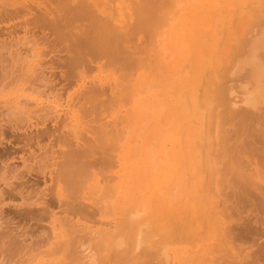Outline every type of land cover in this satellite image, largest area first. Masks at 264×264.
<instances>
[{
    "label": "rangeland",
    "instance_id": "obj_1",
    "mask_svg": "<svg viewBox=\"0 0 264 264\" xmlns=\"http://www.w3.org/2000/svg\"><path fill=\"white\" fill-rule=\"evenodd\" d=\"M7 1L11 2L10 0H0V4H1L0 5V62L2 59L5 60L3 56H5V55H6V57L10 56V53L11 52L13 53L15 50L16 51L20 50L19 52H21L20 53L21 55H23V54L26 55V53H28L29 55L32 53V55L30 56L31 57V60L29 61L30 64H29V66L25 65L24 66L25 69L17 67V66L15 68V66L11 65L12 63L10 62V60L7 59V61L10 62L8 64L11 65V67L8 66L9 68H11L10 70L7 67V71H9L8 74H6V76H4V70L3 71L0 70V77H2V78L5 77L0 82V88H2V90L0 91V128L2 127L1 128L2 131L0 129V132H2V134L0 133V153H6V155L8 154V157H9V158H5V156L0 157V170H1V172H0V174H1L0 175V186H1L0 189L2 188L3 191L4 190L6 191L9 188L8 185L5 184L6 182H8L6 180L8 178V180L10 182H13L15 184L19 183L23 187V192L26 195L31 190L32 191V192H30L31 196H33L37 193L38 195L36 194L35 196H33L34 198L35 197L37 198L41 195V194H39L42 192L41 190L44 189L42 192L43 197H50L51 198L52 197L51 194H53L54 192H56L58 190L56 184L52 183L53 181L55 182V178H54L55 176H53V175L55 173V169L58 168L57 162L63 158L62 156H60L61 153H58V154H56V153L62 152L65 149V145H62V143L60 144L59 142L56 143L55 137L57 135H60L61 131H62V134H64V133L66 135L69 134L70 131H68V129L70 127L73 128L76 125L77 126L76 129H74V128L73 129L76 131L80 130L81 133L82 132L84 133V132L88 131V128L92 127L91 125L100 126L99 125L100 123H104L106 121V123L108 122L109 127L106 126L108 128H106V127L105 128L109 129L111 127L110 129L115 130V132H113V135L114 136L120 135V137L122 139H121V141L119 140L117 142V146L119 145L121 148V149H119L120 151L118 150V148H119V146H118L113 152V155L115 156V158H114L115 163H113L114 165L111 167H107V168L101 167L102 169L100 168V170L103 173L100 170H98L99 172L98 173L95 172L96 175H91V177H88L86 183L84 184L85 186L83 185L84 189L82 188L83 189L82 195L84 196V198H82V199L80 198L79 201L82 202L83 204L84 203L86 204L91 215L86 217L88 220L85 218H83V220H82V218H79L78 220L80 223L76 222L79 225L78 227H76V230H75V228L72 229V228H69L68 226L67 227H65V226L61 227L62 225L59 226V223L56 222L52 217H49V218L45 217V218H43L44 220H42V222L39 220L35 221L32 219H30V220L24 219L22 214L19 212L23 213V211L27 207H25L26 205H23V204L21 206H19V203H21L22 200L19 197L15 199V197H17L19 194H16V193L14 194L13 190H11V192H10V188H9L7 190L8 193L9 194L12 193L11 195L15 196L12 200L8 201L7 195H6V198H5V196L1 195L3 197V200H4V198H5V200L4 201L0 200V205H2L1 206L2 209L0 208V218H2V219H0V238H1L0 239V264H10V263L11 264L12 263L13 264H60L61 262H62L61 264H73V263L74 264H79V263L84 264V262L87 263L88 260L90 262V263L88 262V264L93 263V260H95L93 264H105V263H107V262H105L107 260H108L107 264H110V263L114 264V262L116 264H127V263L128 264H136L138 262V260H139V262L137 264H140V262H141V264H161V262H159V261H162L163 264L165 263V261L167 264H247V263L251 264V261L253 262L252 264H264V250H262V249H264V248H262V247H264V214H262V213H264V210L258 211L260 209L258 204H257L258 205V208H257V206L255 207L254 205H251L248 202L239 204L236 202L235 199H234L235 203H232V202H234V201H232L233 198L228 197V195L226 196V194L225 195L222 194V191H221L222 188L220 187L221 185H224L222 180L224 181V179H225V181H227L231 177L232 174H230V173L228 174V172L233 173L232 168L233 167L236 168L235 164H233L234 166L232 168H230L231 170L229 169V166L226 167L227 166L226 162H225L226 164L223 163L225 165L224 166L225 168L222 167L223 166V164H222L221 175H225V176L224 177L220 176L224 179L220 178L222 180H219L218 182H220V183L222 182V183L219 186L220 183L217 182L218 185H215L216 184L215 181L211 180L212 178L205 175V172L203 171L204 162L201 161L204 158L203 157L204 154H205V157L206 156L210 157L209 155L211 153L218 151L219 144H220V146H219L220 150L224 151L221 143L223 144L224 141L230 142L234 139L233 140L234 144L239 143V145H240V143H241V146H242L241 149L239 148V145L237 146V148L240 152L244 146V149L242 150L243 153L238 152L239 154L237 153V155H240L241 158L243 156V158L246 159V161L247 160L249 161V166H247V167H248V169H250V171L254 175V176L252 175L251 179H252V181L255 180L256 183H259V185H258L259 187H255L256 190L258 188H260V190H261V192H257V193H262L259 196H264V151H261L262 149H260V146H262L261 145L262 142H258L256 140L255 143H252L253 145L249 146V145L245 144L244 142H241V141H243L244 138L238 137L239 132L237 133L238 135L237 134L233 135V133L230 129V128H232V125L227 124L228 125L227 126L225 124V122H226V120H224L225 118L223 117L224 118L223 119L220 116L221 114H223V112L220 113V115H219V111L221 112L222 110H224V104L219 103V102L223 101L221 95L223 94V92L225 93V90H223V92L220 90L223 89L224 87L221 86L222 87L221 88L219 86V88H218L219 91H217V88H215L216 85H220L222 83L221 85L224 84V86L226 87L225 88L226 92L228 90L230 91L231 87H232L231 90L235 91L233 93V95H235L237 92H239L238 91L239 87H236V86L237 85L240 86L238 83H240L241 76H237V78L239 79V82H238V79L236 78V76H233L231 74V70H232L231 66L234 63L233 59L235 58V56H236V58H238V56L240 55L238 52L241 50V47L239 44L240 41H242L241 39H245L246 38L245 35H249L248 33H251V31H252L251 29H253L252 26H254L253 23L256 22V20H257V19H253L255 12L253 13V11H251V10H253V8H254V11H255V9L257 8L256 9V12H257V10L264 8V5H262V3H264L262 1H264V0H178V1L168 0V3L165 0L163 5H162V8H164V9H162V10L166 11V12L168 10L170 12V18L171 19H168L169 24L167 23L165 25V23H164V25H161L162 28H161V26H160V28L156 27V30H154L155 28L151 31L149 29L148 30L146 29L147 33L150 31L149 33L151 34V36L149 35V33H148L149 36H146L147 33H145L146 31L143 30V31L139 32V34L137 33L138 35L133 36L132 37L133 39H131L132 41L130 40V42H129V45L131 43L133 46V47L131 46V48L136 49L135 47H138L137 48L138 51L133 50V49L132 50L136 51V53H139L140 56H142L141 53L144 50L146 51V52H143L144 54L142 53L144 56L147 53V55L145 57H143L144 60L148 56L146 59L147 61L145 60L146 61L145 65L137 70V72H136L137 76H134V79L130 82V87L131 86L135 87L137 90V93H138L136 96H134L135 101L132 99L133 97L129 98V100L131 101V106L129 103H125V102H124L125 104L124 103H115V104L109 105V106H108V104H106V107L112 106V107H110L111 110H108L110 108L106 109L105 106H102V108L100 107L103 110V112L101 109L98 110L99 111L98 114H97V110L95 111L96 115H99L100 112H102L99 115L100 117L98 116L99 118L98 117L95 118L96 115L94 114V112H92V113L90 112L89 113L90 116H89V114H88L89 111L83 112V113H82V111L81 112L75 111V109L74 108L72 109V107L70 105L73 101H70V100L74 99L73 97L75 95V91L77 93L82 88L81 86H83L86 83L85 81L88 82L92 78L100 79V80L104 79L103 80L104 82H105V79L107 82L109 80H112V82H114V79H116L117 81L116 80L115 81L117 83H120V82H118V79H120V78L119 77L116 78L117 75L115 73H117V72L110 70V69H112L110 66H109L110 69H108L109 67H107L106 65L104 66V68L102 67L103 70L101 72L100 70H98L99 68H96V65L97 64L99 65V63H97L98 61L97 62L95 61V63L93 62L95 67H94V65H92V63L90 64V68H92L91 70L88 69L90 72L88 70H86L87 69L86 68L84 70L82 69L83 72L81 70L80 74H78L79 73L78 71H77V73L73 72L70 74V76H71L70 81L71 82L74 83L76 80H78V81L76 82V84L74 83L73 85L69 86L66 89V91H64V93H63V90L60 91L63 93L62 94L63 98L59 99L60 101L55 99V98H50V99L47 98V94H43V93L39 94V93L35 92L33 87L36 86L34 84L39 83V81L36 79L39 75L41 76V74L39 72H42L44 70V68L48 65L47 63L49 62V60H48L49 57L53 58V59L55 58V57H53V55L55 54L54 52H55L56 48L59 47V49H61L63 45L60 47V45H61L60 43H57V44L55 43L56 45L59 44V46L58 47L55 46L53 48L55 50L53 52H51L53 50V49H50V48H52L51 47L52 45H50L51 40H49L51 37L47 36V34H44L46 32V30L44 31V33H42L43 31H41L39 26L33 24V22L29 23V21H28L31 19L33 14H35V10L37 13L38 12L37 10L40 9V6L43 7V4H42L43 2H41L42 0H20L23 3H19L20 6H19V4H18V6H17V4L15 5L16 7H18L19 10H17L18 11L17 13L14 12L13 15L3 14V12H4L3 9L5 7L6 8L9 7V9L12 8L9 5L7 6V4H8ZM95 1L98 2L99 5L103 9L107 5V10L110 13V15L112 16V14H113L115 16V18L120 22V24L123 23V21L126 19V15H125L126 13L125 12H126V10L128 11V9H129V6H127L128 9H126L127 3H129L130 6L132 5L131 6L132 8H133V6H135L132 2L133 0H130V1L127 0L126 3L123 2L124 0H120V1L119 0H95ZM112 1H113V3H112ZM121 1L123 2V4H121ZM172 1H175V2H172ZM187 1L188 2L190 1V2L188 3ZM185 3L186 4L188 3V4L185 5ZM3 4H5V5H3ZM39 4H40V6H39ZM245 4H247V5H245ZM23 5H26V6L28 5V7L27 8L21 7ZM33 5H35V6H33ZM131 7H130V9L132 10ZM33 8H36V9H33ZM181 8H184V9H181ZM174 9H175V11H174ZM213 9H214V11H213ZM212 11L214 12L213 14H211ZM173 13H174V15H173ZM217 13H219V14H217ZM124 15H125V17H124ZM172 15L175 17V19ZM255 15H256V13H255ZM247 16L250 17L251 19L248 18ZM249 20H251V21L254 20V22L253 21L251 22ZM251 24H252V26H251ZM32 26H33V28H32ZM248 27H249V30H251V31H248ZM250 27H252V28H250ZM243 29H245V31ZM246 31H248V32H246ZM240 32L244 38L241 36ZM242 32L243 33L246 32V33L243 34ZM32 33H33V35H32ZM218 33H220V34H218ZM25 35L29 39L31 38L30 36H32L33 39L31 38L29 40L28 38L23 37ZM205 35L207 37H205ZM236 35H238V36H236ZM21 36L23 38H21ZM39 36L43 37L44 39H42V38L40 39ZM203 36L205 39L203 38ZM148 37H151V38L148 39ZM190 37H191V39H189ZM143 39H145V40H143ZM146 39H148L149 42ZM151 39H153L155 42ZM234 39H235V41H234ZM237 39H240V40L238 41ZM40 40L42 42H40ZM43 40L46 43L45 42L43 43ZM203 40H204V42H203ZM48 41H50V43ZM46 44H47V46H46ZM48 44L50 46H48ZM62 44H64V43H62ZM190 44L193 47H189ZM53 45H54V43H53ZM150 45L152 47H149ZM64 46H66V45H64ZM227 46L228 47L231 46L229 48L230 49L232 48V49L229 51V48H227ZM18 47H20V48H18ZM29 47H31V48H29ZM145 47L148 50L144 49ZM195 47H197V49H195ZM17 48H18V50H17ZM28 48L31 50H29ZM140 49H142V50H140ZM151 49L152 50L155 49V50H153L154 52H152ZM233 49H235V51H238L235 55H234L235 52ZM47 51L49 53H44ZM56 52H59V50H57ZM61 52H63V51H61ZM151 53L154 55V59H152L153 56L150 55ZM154 53H158V54H154ZM28 54H27V56H28ZM38 54H40V55H38ZM46 54H48V55H46ZM56 54H59V53H56ZM156 55L158 56L157 57L158 59L156 58ZM221 56H222V59H221ZM159 58L161 59L160 61L164 63V67L166 66L165 69L163 68L164 69V70H162L163 72L160 71L162 68H161V64L159 63L160 62ZM226 58L228 60L230 59L229 61H231V62H228V60ZM231 58H232V60H231ZM151 59H152V61H150ZM154 60L156 62L158 61L159 65H160V70L156 69L157 71L159 70L158 72L156 71L157 75L159 73V79L157 78V81H156V78H154V77H153L154 80H151L152 76L155 75V73H153L154 74L153 75L151 71H155L154 68L155 67L157 68L156 65H158V64H156V62ZM236 60H235V62H236ZM7 61L5 64L6 66H7ZM43 62H46V63H43ZM147 62L148 63L150 62L151 65L154 62L155 64H153L152 66L154 67V65H155V67L153 68L149 64L150 67L153 69L148 68L149 65ZM43 65L45 66L44 68H43ZM147 65H148V67H147ZM229 65H230V71H228ZM35 68H36V71L34 70ZM145 68H146V70H145ZM147 68L149 70H151L150 75L152 74V76L147 75L149 73V72H147L148 71ZM12 69H15V71H13ZM57 69L61 70L60 72L62 74L59 73V70H57ZM11 70H12V73H11L12 75H10ZM46 70L47 69H45L44 71H46ZM52 70H54L53 72H54V74H56V77H54L55 79L62 78L61 77V75H63V72H62L63 68L62 67H61V69L59 67H57V68H53ZM225 70H227V72H224ZM48 71L50 74L51 73L50 69ZM55 71H57V72H55ZM112 71L115 73H113ZM176 71H178V72H176ZM13 72H14V74H13ZM174 72H176V73L174 74ZM208 73H210V74H208ZM222 73H223V75H222ZM118 74H120V73H118ZM173 74L175 75V77ZM218 74H219V76H218ZM146 76L147 77L149 76L150 78H147ZM169 76L171 78H169ZM207 76L210 78H208ZM215 76H217V78H214ZM12 77H14V78H12ZM39 77H38V79H39ZM79 77L81 79H78ZM145 77H146V79H144ZM211 77H212L213 81L211 80ZM222 77L224 80L222 79V81H221L220 78H222ZM206 78H208V80ZM229 78H231V80ZM233 78L237 79V82H235V79H233ZM26 79H28V80H26ZM185 79H187V80H185ZM217 79H219V81L216 84L214 82V80L216 81ZM141 80H143V81H141ZM144 80H145L146 84L144 83ZM158 80H159V82H158ZM83 81L85 83H83ZM242 81H243V79H242ZM107 82H105L106 85L109 84L111 86H115V85H112L111 81L108 83ZM116 82H114V84H117ZM161 82H163V83H161ZM168 82H170V83L166 84ZM177 82H179V83H177ZM211 82H212V84H211ZM82 83H83V85H81ZM131 83H134L135 86ZM137 83L139 86H136ZM153 83H155L156 85ZM159 83H161L162 86ZM3 84H4V86H3ZM158 84H159V86H158ZM165 84L173 86V88L170 86L165 87ZM213 84H214L213 88H215V89H213V88L212 89H213V91H215V93H214L215 95H213L212 90H210L211 87L213 86ZM231 84H233L234 86ZM1 86H3V87H1ZM155 86H157V87H155ZM58 87H60V85ZM79 87H80V89H79ZM143 87H144V89H143ZM167 87H169L170 89L169 88L167 89ZM31 88H32V91H31ZM155 89H156V91H155ZM163 90L165 92H163ZM182 90H184V91H182ZM168 91H169V93H167ZM209 92L210 93L212 92L211 95ZM171 93H172V95H171ZM179 93H181V94H179ZM194 93H195V97H194ZM216 93H218V94H216ZM220 93H222V94L220 95ZM162 94H164V96ZM167 94H168V96H167ZM227 94H228V92L226 94H224V95H226V98L229 96ZM184 96L186 98H184ZM192 96H193V99L191 98ZM202 96H204V98ZM219 97L221 100H219ZM229 97H233V96L230 95ZM217 98L219 101L217 100ZM172 99H173V102H172ZM163 100L165 101V104H164ZM184 100H185V102H184ZM196 100H197L198 104H195ZM62 101H63V103H62ZM181 101H182V104H180ZM200 101L202 103L199 104ZM262 101H264V96H260V97L258 96L256 98V102L259 103L258 104L259 107L264 105V102H262ZM166 102H168V103H166ZM151 103H152V105H151ZM160 103H162V104H160ZM122 104H124V105H122ZM148 104H149V106H148ZM186 104H188V105H186ZM192 104H195V105H192ZM49 105H53L55 107L56 111H50V109L48 108ZM198 105H200L201 107L200 108L197 107ZM177 106L178 107L181 106V107L178 108ZM186 106H187V109H185ZM118 107H120V108L117 111ZM160 107H161V109H160ZM174 107H176V108H174ZM239 107H242V106H239ZM173 108L175 111L173 110ZM18 109L20 111L22 110L21 115H20V113H19V115L17 114V116L15 114V116H14L15 118L11 115V118H10V115L8 114V113H10L9 111L13 110L15 112H18L17 111ZM105 109L107 111H105ZM148 109H150V110L148 111ZM73 110H74V112H73ZM122 110H124V111H122ZM216 110H218L217 111L218 117L223 119L224 122H222V120L220 118H218L216 115V117L219 119V120H217V118L215 117L216 112H214ZM13 111H11V113ZM108 111H109V113H108ZM77 112H79L77 115L80 117V120L82 119L81 121L86 120V123H85L86 126H85V124L81 125L79 123L81 121H79V119H78L79 117L76 115ZM179 112H181L183 114H181V116H179ZM47 113H48V117H46V121H44V125H40V124H42V123H39L40 116H44V114L47 115ZM80 113H82V114L80 115ZM130 113L132 116L130 115ZM91 114H93V115H91ZM175 114H177L178 116ZM67 115H69V116L67 117ZM145 115L147 117H145ZM19 116H21V119L23 118V122H21L22 123L21 125H23V128L15 129V127H13L11 125V121L14 122L15 120L13 121V119H16V117L18 118ZM105 116H107V117H105ZM172 116L178 117V121H177L176 117H175L176 118L175 119ZM12 117H13V119H12ZM76 117H78L77 120H75ZM131 118H132V120H131ZM87 119L89 120L88 122H87ZM104 119H106V120H104ZM108 119H109V121H108ZM122 119L124 121L126 120L129 124L126 121L124 122ZM98 120H99V122H98ZM34 121L36 124L34 123ZM60 121H61V123H60ZM84 121L82 123H84ZM115 121H117L118 124ZM215 121H217V125L218 124L220 125V123H222V124L224 123L225 124L224 126L225 127L227 126L226 128L228 129V131L226 132L227 129L226 128L224 129L225 132L228 133L227 135L224 134V130L221 131V128L222 129L224 128L223 126L222 127L218 126L220 128V130H218V132H217L218 127H217ZM218 121H220V123ZM251 121H253V119H251ZM37 123L39 124L38 126H37ZM67 123L70 125L67 126V128H66V126H64V125H66ZM226 123H228V122H226ZM28 124H30L31 126ZM254 124H255V122H254ZM34 125H36V126H34ZM117 126H119V127L121 126V127L120 128L118 127L119 129H117L116 128ZM162 126H163V128H162ZM214 126H215V129H214ZM257 126H259V123L257 124ZM260 126H261V124H260ZM209 127H210V129H209ZM228 127H230V128H228ZM42 128H44L48 131L41 133L43 131ZM204 129L206 130V132ZM116 130H117V132H116ZM208 130H209V132H208ZM36 131L39 133H37ZM164 131H165V133H164ZM219 131H221V132H219ZM88 132L91 133L90 131H88ZM88 132H86L87 135L85 133H84L85 135L83 133L81 134L80 132H77V133H78L79 137H81L83 135L87 138L89 135ZM137 132H138V134H137ZM46 133H48V135H45ZM192 133H194L196 136L193 135ZM218 133L221 135H219ZM34 134H36V135H34ZM65 134L63 136H66ZM158 134L161 137L158 136V138H157L155 136ZM212 134L214 137V138H212V140H214V142H213L214 144H210V145H213V147H209V145L207 144V141L205 143V140L207 139V137L209 135L212 136ZM217 134L220 137L224 134L223 137L225 139L222 142L217 141L215 138V136ZM230 134H231V136L233 135V137L235 135H237V138H236V136H235V138L231 137ZM73 135L74 134H72L71 136H73ZM113 135L111 134V142L113 141V137H114ZM131 135H132V137H131ZM162 135H165V136H162ZM228 135H229V137H228ZM83 136H82V139L85 138ZM201 136H203V137H201ZM218 136H217V139L219 138ZM225 136H227V138ZM67 138H69V137L67 136ZM198 138H200V139H198ZM229 138H231V140H229ZM109 139H110V137H109ZM239 139L240 140L242 139V140L240 141ZM152 140H153V142H152ZM161 140H163L164 142L161 143ZM200 140H201V142H198L199 144L198 143L196 144V142L200 141ZM218 140H220V138ZM109 142H107V140H106L105 144L108 145ZM201 143L202 144L204 143L205 145L203 144L201 147ZM215 144H217L218 146ZM215 146H217V149L215 148ZM46 147H47V149H46ZM48 147L49 148L51 147V149L57 151V152L51 154L52 156H55L52 159H49V155H50V152L53 150L48 149ZM205 147H207L208 150ZM250 147H251L250 151H252V153H250V151H249ZM38 148H41V150ZM210 148H212V150ZM135 149L136 150L138 149L139 151L138 150L135 151ZM59 150H61V151H59ZM253 150L255 152H253ZM45 151H46V155H48L47 157L45 156V154H43ZM132 151H133V153H132ZM213 155H215V153ZM260 155H261V157H260ZM181 157H182V160H184V161L180 160ZM213 157H215V156H213ZM40 158H41L42 163L43 162L46 163V161H47V164L48 163L50 164L52 162H56V163L55 164L53 163V165L51 164V167L49 166V168H46V166H45L44 170L46 169V171L43 170L44 173H42L40 171L38 172V170H33V169L29 173L28 172L25 173V166H27V164H29V163H33V166H34V163H35L34 161H36L37 163L41 162ZM196 158H197V160H196ZM47 159H49V160H47ZM155 160L158 161V163L155 162ZM192 160L193 161L195 160V161L193 162ZM4 163H8L10 165L12 163L13 166L16 165L17 171L14 170L12 172H9L8 170H6L7 171L6 172L3 169ZM157 166H158V168H157ZM103 169H105V170H103ZM223 169H225L224 173H226V174H223V171H222ZM228 169H229V171H228ZM21 170L23 172V174H21L22 176L20 174H19L20 177H18V175H12L13 173H18ZM47 170L48 171L51 170L53 172V175H50V172H48ZM153 170L154 171L157 170V171L154 172ZM158 170H160V171H158ZM95 171H97V169ZM248 171L249 170H247L246 172H248ZM152 172H154V173L152 174ZM202 172H204V175ZM158 173H159V175H158ZM143 174H144V176H143ZM200 174H201V176L203 175L205 177V179H204V177H200ZM248 174H249V172H248ZM104 175H106V177H104ZM227 175H229L230 177L227 178ZM13 176H17V178H15ZM51 176H53L52 177L54 179L53 181L50 179ZM4 177H5V179H4ZM91 179H93V180H91ZM103 180H105V181L103 182ZM25 181H26V183H25ZM255 181H254V183H255ZM110 182H111V184H110ZM113 183L116 185H119V188H120V191L117 193L116 197H114V200H111V203L109 205L110 207H112L111 211L114 214L110 213L111 211L108 210L110 207H108V206L105 207V209L108 208L106 213H105V212H103V211H105V210H103L105 205L102 206L103 207L102 208L101 205H103V204H100L101 202L99 203V201H100L99 197L101 196V194L99 195V191H100L101 187L105 188V189H106V187L107 188L112 187ZM23 184H25V185L23 186ZM114 184H113V186H114ZM53 185H54V187H52ZM106 185H110V186H106ZM218 186L221 188L220 190H219ZM253 186H257V185L254 184ZM48 187H49V189H48ZM224 187H225V185H224ZM224 187H223V189H224ZM38 189H39V191H38ZM193 189H195V190L193 191ZM50 190H53V192L50 193ZM216 190H219V191H216ZM224 191H226V190H224ZM224 191H223V193H225ZM257 191H259V190H257ZM32 193H34V194H32ZM44 193L47 195H45ZM3 194H4V192H3ZM57 194H59V193L57 192ZM54 195L55 194H53V197L51 200H56L55 203H57V200L59 197L57 198L56 195L55 196ZM95 195L97 196V198ZM102 195H104V194H102ZM222 196H224V197H222ZM124 198H127V199L130 198L131 202L133 201L132 205L136 206L137 208H140V206L143 204L142 209L140 208L141 209L140 211H143V212L145 211L143 213V218H149V217L151 219L153 218L152 220L150 219L151 221H153L154 219H158V222L160 223V224L157 223V226L159 225L158 228H156L158 231L155 228H152V229H155V231L154 230L153 231L155 233L157 232L158 235L162 234L160 236H156V237H158V239L160 237L162 238L165 236L168 239L170 238L169 240L166 239V237H165V239L163 238L164 240H162V239L158 240L156 237H154L153 242L156 238L157 242L160 241V243L158 242L157 247L155 245V247L151 248V249H150V247H152V246H150L148 248V250L150 249L149 251L146 250L147 248L145 249L148 252L149 256H148V254L146 255L143 252L144 249H142V250L140 249L141 254L143 252V255H141V256H140L139 250H136V251L132 250L133 252L130 251V253L138 252V256L136 255V258L135 257L133 258V254H132V256H131L132 259L129 258V255L127 254V252L125 254L126 256L121 255V257L117 253L118 258L119 257L120 258L128 257L126 260H125V258H124V260H122V259H116L115 258L116 257L115 252H117L118 249L115 250L114 247H113V249L115 251H112L113 250L112 248L111 249L109 248V251L106 250L108 248L104 249L106 244H107V247L112 245V242H110L111 244L109 243V246H108V242H106L107 238L108 237L110 238V236H108L107 238H104V239H106V240H104L106 243L104 241H102L103 240L102 238L106 236L105 230L109 231V229H110V231H109L110 233L107 232L108 235L109 234L111 235V233H112V235L115 234V232L113 233L112 228H113V224L115 223V221L118 220L120 215H122V213H123V212H121L122 208H120V206H121V203L123 202ZM262 198H264V197H260V199H262ZM14 199H15V201H14ZM60 199L62 200V197H60ZM159 199H161V201H159ZM167 199H168V201H167ZM164 200H166V201H164ZM39 201H42V199L40 198ZM93 201H94V203L97 202V205L99 206V208L95 207L97 205L93 204ZM160 202L163 204H160ZM261 202H260V204L264 205V199H262ZM135 203H137V204L135 205ZM13 204H14V206H13ZM15 204L16 205L18 204L17 207H15ZM57 204H59V203H57ZM244 204H245V207H242V205L244 206ZM42 205H43L42 203H36L33 206H30L29 209H33L34 211H38L39 209L42 208ZM22 206H24V207H22ZM89 206H91L90 209H89ZM93 206H94V208H98V209L101 208V210L96 209L97 210L96 211L93 208ZM238 206H240V207H238ZM252 206L254 207V209L252 208ZM260 207H261V205H260ZM61 208H63V207H58V206L54 207L53 211H57L56 216H61L64 214V213L59 212ZM15 210H17V212L20 215L17 214V212H15ZM33 210H31V211H33ZM249 210H251V211H249ZM254 210H255V212H254ZM91 212H93L94 216L92 215ZM107 212L110 213L109 216H108ZM256 212H257V214H256ZM259 212H261V213H259ZM14 213H16V215H14ZM5 214L6 215L8 214V215L6 216ZM11 214H12V216H10V218H9V215H11ZM64 215H66V214H64ZM254 215H255V217L257 216V219L254 217ZM19 216H22L21 219H19L20 218ZM12 217H14L15 219L14 218L11 219ZM75 219H74V221H75ZM238 219H239V221H238ZM85 222H86V224H84ZM169 223L174 225L173 227H170L173 230H174V228L177 229V227L179 225L180 226L183 225V232L186 233L185 235H188V236L183 235V239H182V236H174V238H173V235L171 234L173 232V230L171 231V233H169V231H170V228H169L170 224ZM184 223H185V225L188 224V226H184ZM245 223L247 224V226L249 228L252 226L250 228L251 230H247L248 227L246 226ZM249 223L251 226L249 225ZM80 224L82 226H84L82 229H81ZM244 225H245V227H244ZM85 226H86V229L88 228L86 231L84 230V232H86V233H84L82 231L83 229H85ZM89 226H90V229H89ZM233 226H234V228H233ZM184 227H186V229ZM227 227L229 230L224 229ZM229 227H231V228H229ZM242 227L245 229L246 232L243 231L244 229ZM166 228L167 229L169 228V230L166 231L167 230ZM187 228L189 229V231ZM236 228H238L237 230H239V229L240 230L237 231ZM252 228H253V230H252ZM4 229H6V230H4ZM181 229H182V226H181ZM66 230H67V232H66ZM179 230H180V228L178 230H174V231H179ZM76 231H78V232H76ZM102 231H104V232H102ZM249 231H251V232H249ZM56 232H57V234H56ZM92 232L94 234V235L92 234L93 237H92V235H90ZM95 232H97V233H95ZM154 232H152V233H154ZM183 232H182V234H184ZM235 232H237V233L235 234ZM243 232H244V234H243ZM103 233L105 235H103ZM155 233H154V235H155ZM167 233H169L168 236L164 235ZM246 234H247V236H246ZM1 235H4V236H1ZM88 235H89V237H88ZM154 235H152V236H154ZM190 235H192V236H190ZM240 236H242V237H240ZM22 237H23V239H22ZM70 237H71V239H70ZM81 237H82V239H81ZM111 237H113V236H111ZM171 237L173 238L174 241L171 239ZM236 237H238V238H236ZM96 238H97V240H96ZM109 238H108V241L113 240L112 238H110V239ZM179 239L181 241H179ZM98 240H101L102 242L98 241ZM166 240L168 242H166ZM65 241H67L68 243L70 242L69 244L70 245L72 244L71 246L72 247L74 246L73 248L74 249L76 248L77 251H76V249H75V251L71 250L70 249L71 246H68L69 244ZM2 242H4V243H2ZM10 242L12 244H10ZM61 242H62V244H61ZM7 243H9V244L7 245ZM24 243L26 246L24 245ZM29 243H31V244H29ZM163 243L165 245H163ZM168 243H170V245L171 244L172 245L169 246ZM21 244H23L24 247H22L23 245H21ZM93 244H95V245H93ZM102 244H104V247ZM155 244H156V242H155ZM11 245H12V247H11ZM28 245H29V247H28ZM33 246L35 247V249L32 248ZM64 246H65V248H64ZM94 246L96 248L98 247V249H95ZM112 246H110V247H112ZM21 248H22V250H21ZM56 248H58L57 251L55 250ZM79 248L81 249V251H83L82 249L86 248L85 252H87V256L89 254H90V256L86 257V253L80 254L81 251L79 250ZM93 248H94L95 252H94ZM100 248H101V251H100ZM155 248H157V251H155V252H159L161 258L159 257V254H156L155 252H153L154 250H156ZM152 249H154V250H152ZM19 250H20V253H19ZM78 250H79V253H78ZM165 250H167V252ZM66 251H68V252H66ZM71 251L76 252V253L72 254ZM164 251L167 253V256L165 255L166 258H164L165 257ZM149 252H151V253H149ZM6 253H8V254H6ZM70 253H71V255H70ZM113 253H115V254L113 255ZM153 253L156 254V256ZM5 254H6V256H5ZM36 254H37V256H36ZM74 254H75V258H74ZM76 254H78V255H76ZM67 255H69L70 257L72 256L73 260H72V257L69 258V256H67ZM79 255H81V256L83 255V256L81 257ZM110 255H111V257H110ZM27 257H29V258H27ZM90 257H92L91 261L89 259ZM156 257L159 261L156 259ZM85 258H88V259H85ZM136 259H137V261H136ZM100 260H103V261H101L102 263L100 262ZM109 260L111 261L110 263H109ZM119 260H121V263ZM144 260L146 261V263ZM195 260H196V262H195ZM81 261H83V262H81ZM157 262H159V263H157Z\"/></svg>",
    "mask_w": 264,
    "mask_h": 264
},
{
    "label": "bare ground",
    "instance_id": "obj_2",
    "mask_svg": "<svg viewBox=\"0 0 264 264\" xmlns=\"http://www.w3.org/2000/svg\"><path fill=\"white\" fill-rule=\"evenodd\" d=\"M11 2H9V1H7L8 2V4H7V6L9 5L10 7H12L11 9H9V7L8 8H4L3 9V14H7V15H13L14 14V12L15 13H17L18 11L17 10H19L18 9V7H16L15 5L17 4V6H18V4L19 3H23V2H21L20 0H10ZM120 1V0H119ZM126 1L127 0H124L123 2L124 3H126ZM130 1V0H129ZM135 1V2H134ZM164 1L165 0H133L132 2H133V4L135 5V6H133V8L130 6V4L129 3H127V5H126V7L127 6H129V9H128V7L126 8V9H128V11L126 10V19L123 21V23H121L120 24V22L115 18V16L112 14V16L110 15V13L108 12V10H107V5H106V7L103 9L100 5H99V3L98 2H96L95 0H42L41 2H43L42 4H43V7H41L40 6V4H39V6H40V9H38L37 11V13H36V10H35V14H33V16L31 17V19L30 20H28L29 21V23L30 22H33V24H35V25H37V26H39V28L41 29V31H43L42 33H44V31L46 30V32L44 33V34H47V36H49V37H51L49 40H51V43H50V41H48L49 43H50V45H52L51 47L52 48H50V49H53L55 46H59V44L58 45H56L57 43H60L61 45H60V47L63 45H66V46H62V50L61 49H59V47L58 48H56V50L55 49H53L51 52H53L54 50H55V54L53 55V57H55L54 59L53 58H48V60H49V62L47 63L48 65L45 67L44 65H43V68H44V70L45 69H47L46 71H42V72H39L40 74H41V76L39 77V79H38V77L36 78L38 81H39V83H37V84H34V85H36L35 87H33L34 88V91L35 92H37V93H43V94H47V98H55V99H57V100H59V99H61V98H63L62 96V94L64 93V91H66V89L69 87V86H71V85H73L74 83L76 84V82L78 81V80H74L75 82L73 83V82H71L70 81V78H71V76H70V74L71 73H77V71L79 72L78 74H80V71L83 69H86V70H88V69H92V68H90V64L92 63V65H94L93 64V62L95 63V61L97 62V63H99V65L97 64L96 65V68H99L98 70H100L101 72H102V70H103V68H104V66L106 65L107 67H111L112 69H110V67L108 68V69H110V70H113V71H116L117 73H115V72H113V73H115L117 76H116V78L117 77H119L120 79H118V82H120V83H117L116 81V79H114V82H116L117 84H114V82H112V80H109L108 82H112V85H115V86H111V85H109V84H107L106 85V83L105 82H107L106 81V79H105V82L101 79H95V78H92V79H90L88 82L87 81H83V83H85L84 85H83V83L81 84V85H83V86H81L82 88L80 89V87H79V91L76 93V91H75V95H74V99L73 100H70V101H73L70 105H71V107H72V109L74 108L75 109V111H79V112H81L82 111V113L83 112H88V114L91 112H94V114L96 113L95 111L97 110V114H98V110H100L101 108H102V106H105L106 107V104H108V106L109 105H113V104H115V103H129L130 104V106H131V101L129 100V98L130 97H133L132 99L135 101V98H134V96H136L138 93H137V90H136V88L135 87H133V86H131L130 87V82L134 79V76H137L136 75V72H137V70L139 69V68H141L142 66H144L145 65V62L147 61L146 59H147V57H146V61L144 60V58L143 57H145L146 55H147V53L145 54V56L143 55L144 53L143 52H146L145 50L141 53V55L142 56H140L139 55V53H136V51H133V50H137V48L138 47H135L136 49H134V48H131V46H132V44L130 43V45H129V42H130V40L131 39H133L132 37L133 36H136V35H138L139 34V32H141V31H146V29L148 30H153L154 28V30H156V27L157 28H160V26L161 25H164V23H165V25L168 23L169 24V22H168V19H171L170 18V12L167 10V12L166 11H163L162 9H164V8H162V5H163V3H164ZM175 1H178V0H175ZM175 1H172V2H175ZM2 2V1H1ZM6 2V1H5ZM4 2V3H5ZM101 2V1H100ZM123 2L121 1V4H123ZM166 2L168 3V0H166ZM188 2V1H187ZM190 2V1H189ZM188 2V3H189ZM262 2H264V1H262ZM3 3V2H2ZM105 3V2H104ZM112 3H113V1H112ZM187 3V4H188ZM186 3H185V5H187ZM1 5V4H0ZM3 5H5V4H3ZM22 5V4H21ZM29 5V4H28ZM28 5L26 6V5H23V6H21V7H24V8H27L28 7ZM109 5V4H108ZM168 5V4H167ZM172 5V4H171ZM245 5H247V4H245ZM252 5V4H251ZM250 5V6H251ZM262 5H264V3H262ZM19 6H20V4H19ZM33 6H35V5H33ZM49 6V7H48ZM169 6V5H168ZM249 6V7H250ZM47 7V8H46ZM109 7V6H108ZM130 7L132 8V10L130 9ZM167 7V6H166ZM190 7V6H189ZM188 7V8H189ZM245 7V6H244ZM32 8V7H31ZM30 8V9H31ZM247 8V7H246ZM33 9H36V8H33ZM170 9V8H169ZM181 9H184V8H181ZM212 9V8H211ZM248 9V8H247ZM252 9V8H251ZM257 9V8H256ZM256 9H255V11H254V8H253V10H251V11H253V13L255 12L256 13V15H255V13H254V16H253V19H257L256 20V22H254V20H252L254 23H253V25L254 26H252V24H251V26L253 27V29H251V30H249V27H248V31H251V33H248L249 35H245V39H241L242 41H240V47H241V50L238 52V51H235V49H233L234 50V55L238 52L240 55L238 56V58H236V56H235V58L237 59H233V64H232V70H231V74L233 75V76H236V78H237V76H241V79H240V83H238L240 86H236V87H239V92H237L235 95H233V93L235 92L234 90H231L232 89V87H231V89H230V91L228 90L227 92H228V94L227 95H232L233 97H227L226 98V95H224V94H226L227 92H226V87L224 86V84L223 85H216L217 84V82L219 81V79H217L216 81L214 80V82L216 83H214L216 86H215V88H217V91H219V86L221 87H224L223 89H221L220 91H222L223 92V90H225V93L223 92V94L222 93H220V95L222 96V100L224 101H221V102H219V103H221V104H224V110H222L221 112L219 111V115H220V113H222L223 112V114H221L220 116L224 119V120H226V122H228V123H226L225 122V124L227 125H229V124H231L232 125V128H230V127H228V128H230L231 129V131H232V133H233V135L234 134H237L238 132H239V135H238V137H243L242 139H243V141H241L240 139V141L241 142H244L245 144H247V145H249V146H251V145H253L252 143H255L256 142V140L258 141V142H262V146H260V149H262L261 151H264V105H262L261 107H259V103L258 102H256V98L259 96H264V8H262V9H260V10H257V12H256ZM173 10V9H172ZM177 10V9H176ZM204 10V9H203ZM246 10V9H245ZM250 10V9H249ZM248 10V11H249ZM114 11V10H113ZM125 11V10H124ZM174 11H175V9H174ZM173 11V12H174ZM213 11H214V9H213ZM212 11V13L211 14H213L214 12ZM247 11V12H248ZM31 13V12H30ZM33 13V12H32ZM206 13V12H205ZM252 13V12H251ZM116 14V13H115ZM217 14H219V13H217ZM125 15H124V17H125ZM173 15H174V13H173ZM172 15V16H173ZM176 15V14H175ZM247 15V14H246ZM249 16V15H248ZM247 16V17H248ZM252 16V15H251ZM174 17V16H173ZM197 18V17H196ZM218 18V17H217ZM248 18H250V17H248ZM174 19H175V17H174ZM215 19V18H214ZM251 19V18H250ZM183 20V19H182ZM248 20V19H247ZM246 20V21H247ZM249 21H251V20H249ZM251 21V22H252ZM250 22V23H251ZM28 23V22H27ZM219 23V22H218ZM197 24V23H196ZM216 24V23H215ZM246 24V23H245ZM248 24V23H247ZM241 25V24H240ZM249 25V24H248ZM36 26V27H37ZM35 27V26H34ZM247 27V26H246ZM252 27H250V28H252ZM32 28H33V26H32ZM161 28H162V26H161ZM243 28V27H242ZM245 28V27H244ZM241 29V28H240ZM244 31H245V29H243ZM247 30V29H246ZM19 31V30H18ZM37 31V30H36ZM149 31V32H150ZM207 31V30H206ZM248 31H246V32H248ZM148 32V33H149ZM156 32V31H155ZM245 32V33H246ZM41 33V32H40ZM39 33V34H40ZM41 33V34H42ZM138 33V34H137ZM145 33H147V31L145 32ZM144 33V34H145ZM148 33H147V35L146 36H151V34L149 33V35H148ZM243 33V32H242ZM245 33H243V34H245ZM28 34V33H27ZM43 34V35H44ZM168 34V33H167ZM166 34V35H167ZM218 34H220V33H218ZM240 34H241V32H240ZM30 35V34H29ZM32 35H33V33H32ZM42 35V36H43ZM38 36V35H37ZM195 36V35H194ZM236 36H238V35H236ZM241 36H242V34H241ZM23 37H26V35L25 36H23ZM22 36H21V38H23ZM31 38H32V36H30ZM36 37V36H35ZM44 37V36H43ZM43 37H40L39 36V38L41 39H44ZM193 37V36H192ZM205 37H207L206 35H205ZM243 37V36H242ZM26 38H28V37H26ZM25 38V39H26ZM30 38V39H31ZM38 38V37H37ZM38 38V39H39ZM47 38V37H46ZM45 38V39H46ZM147 38V37H146ZM149 38H151V37H148V39ZM154 38V37H153ZM203 38H204V36H203ZM233 38V37H232ZM238 38V37H237ZM244 38V37H243ZM29 39V38H28ZM29 39V40H30ZM33 39V38H32ZM37 39V40H38ZM137 39V38H136ZM148 39H146L148 42H149V40ZM189 39H191V37L189 38ZM205 39V38H204ZM22 40V39H21ZM36 40V39H35ZM143 40H145V39H143ZM151 40H153V39H151ZM238 41L240 40V39H237ZM19 41V40H18ZM23 41V40H22ZM32 41V40H31ZM47 41V40H46ZM132 41V40H131ZM142 41V40H141ZM154 41V40H153ZM207 41V40H206ZM234 41H235V39H234ZM17 42V41H16ZM25 42V41H24ZM23 42V43H24ZM28 42V41H27ZM40 42H42L41 40H40ZM45 41L43 40V43H44ZM155 42V41H154ZM162 42V41H161ZM203 42H204V40H203ZM30 43V42H29ZM28 43V44H29ZM33 43V42H32ZM46 43V42H45ZM53 43H54V45H53ZM56 43V44H55ZM62 43H64V44H62ZM151 43V42H150ZM149 43V44H150ZM27 44V43H26ZM34 44V43H33ZM40 44V43H39ZM232 44V43H231ZM242 44V45H241ZM24 45V44H23ZM49 44H48V46H50ZM141 45V44H140ZM144 45V44H143ZM234 45V44H233ZM30 46V45H29ZM46 46H47V44H46ZM155 46V45H154ZM232 46V45H231ZM231 46H229V47H231ZM238 46V45H237ZM133 47V46H132ZM144 47V46H143ZM149 47H152L151 45L149 46ZM189 47H193V46H191V44H190V46ZM228 46H227V48H229ZM236 47V46H235ZM234 47V48H235ZM18 48H20V47H18ZM18 48H17V50H18ZM29 48H31V47H29ZM28 48V49H29ZM33 48V47H32ZM140 48V47H139ZM24 49V48H23ZM133 49V50H132ZM144 49H146V47L144 48ZM158 49V48H157ZM195 49H197V47H195ZM232 49V48H231ZM230 48H229V51L231 50ZM237 49V48H236ZM29 50H31V49H29ZM44 50V49H43ZM57 50H59V52H56ZM140 50H142V49H140ZM146 50H148V49H146ZM152 50V49H151ZM153 50H155V49H153ZM152 50V52H154ZM238 50V49H237ZM11 51V50H10ZM20 50H18V51H14L13 53L11 52H9L10 53V56H7L6 57V55L5 56H3L4 57V59L5 60H1V62H0V70L1 71H3L4 70V76H6V74H8V72L9 71H7V67L8 66H10L11 67V65L12 66H15V68H16V66L17 67H20V68H24V66L25 65H27V66H29V64H30V60H31V55H32V53L29 55L28 53H26V55L25 54H23V55H21L20 53L21 52H19ZM61 51H63V52H61ZM138 51V50H137ZM193 51V50H192ZM17 52V53H16ZM28 52V51H27ZM62 54H61V53ZM232 52V51H231ZM23 53V52H22ZM42 53V52H41ZM44 53H49L48 51L47 52H44ZM43 53V54H44ZM56 53H59V54H56ZM229 53V52H228ZM12 54V55H11ZM27 54H28V56H27ZM53 54V53H52ZM154 54H158V53H154ZM38 55H40V54H38ZM46 55H48V54H46ZM150 55H152L153 56V58L152 59H154V55L151 53ZM229 55V54H228ZM233 55V56H234ZM13 56V57H12ZM50 56V55H49ZM151 56V57H152ZM227 56V55H226ZM9 57V58H8ZM158 56L156 55V58H157ZM228 57V56H227ZM155 58V59H156ZM7 59L8 60H10V62L12 63L11 65L10 64H8V63H10L9 61H7ZM33 59V58H32ZM152 59L150 60V61H152ZM158 59V58H157ZM184 59V58H183ZM182 59V60H183ZM221 59H222V56H221ZM227 59V58H226ZM225 59V60H226ZM149 60V59H148ZM161 59L159 58V61H160ZM181 60V61H182ZM228 60V59H227ZM230 60V59H229ZM228 60V62H231V61H229ZM231 60H232V58H231ZM235 60H236V62H235ZM6 61H7V66L5 65L6 64ZM43 61V60H42ZM155 61V60H154ZM166 61V60H165ZM3 62V63H2ZM5 62V63H4ZM41 62V61H40ZM156 62V61H155ZM180 62V61H179ZM227 62V63H228ZM20 65H19V64ZM43 63H46V62H43ZM42 63V64H43ZM148 63V62H147ZM159 63L161 64V70H160V65H159ZM158 63V61L156 62V64H158V65H156L157 66V68L155 67V65H154V67L152 66L153 64H155L154 62L152 63V65H151V63L149 62L148 63V65L150 64L153 68H154V70L155 71H151V70H149L148 68H151L150 67V65H149V67H148V65H147V72H149L147 75H149V76H152V74L153 73H155V75L154 76H152V78L154 77V78H156V81H157V78L159 79V73H158V75L156 74V69H159L160 71H162V70H164L165 69V67H164V63L163 62H159ZM222 64V63H221ZM19 65V66H18ZM225 65V64H224ZM183 66V65H182ZM223 66V65H222ZM57 67H59L60 69H61V67L63 68V70H62V72H63V75H61V77L62 78H60V79H55L54 77H56V74H54V70H52L53 68H57ZM94 67H95V65H94ZM103 67V68H102ZM159 67V68H158ZM227 67V66H226ZM37 68V67H36ZM36 68L34 69L35 71H36ZM102 68V69H101ZM153 68H151V69H153ZM164 68V69H163ZM8 69L10 70L11 68H9L8 67ZM25 69V68H24ZM50 69V74H49V70ZM167 69V68H166ZM226 69V68H225ZM13 71H15V69H12ZM12 70H11V72H10V75H12L11 73H12ZM56 70V69H55ZM57 70H59V69H57ZM83 70H82V72H83ZM106 70V69H105ZM145 70H146V68H145ZM158 70V71H159ZM180 70V69H179ZM222 70V69H221ZM18 71V70H17ZM20 71V70H19ZM61 70H59V73H61L60 72ZM89 71V70H88ZM150 71L152 72V74L150 75ZM157 71V72H158ZM166 71V70H165ZM170 71V70H169ZM168 71V72H169ZM228 71H230V65H229V70ZM46 72V73H45ZM55 72H57V71H55ZM86 72V71H85ZM90 72V71H89ZM163 72V71H162ZM176 72H178V71H176ZM176 72H174V74L176 73ZM224 72H227V70H225ZM3 73V72H2ZM21 73V72H20ZM19 73V74H20ZM38 73V72H37ZM111 73V72H110ZM118 73H120V74H118ZM13 74H14V72H13ZM16 74V73H15ZM18 74V73H17ZM58 74V73H57ZM62 74V73H61ZM77 74V75H78ZM112 74V73H111ZM144 74V73H143ZM142 74V75H143ZM164 74V73H163ZM173 74V75H174ZM184 74V73H183ZM208 74H210V73H208ZM76 75V74H75ZM86 75V74H85ZM113 75V74H112ZM170 75V74H169ZM172 75V74H171ZM222 75H223V73H222ZM9 76V75H8ZM7 76V77H8ZM87 76V75H86ZM85 76V77H86ZM144 76V75H143ZM147 77V78H150V77ZM161 76V75H160ZM163 76V75H162ZM183 76V75H182ZM209 76V75H208ZM207 76V77H208ZM218 76H219V74H218ZM227 76V75H226ZM10 77V76H9ZM88 77V76H87ZM100 77V76H99ZM112 77V76H111ZM133 77V78H132ZM146 77L144 78V79H146ZM168 77V76H167ZM174 77H175V75H174ZM225 77V76H224ZM228 77V76H227ZM2 77H0V82H1V80H3L5 77H3L2 79H1ZM12 78H14V77H12ZM11 78V79H12ZM28 78V77H27ZM35 78V77H34ZM101 78V77H100ZM113 78V77H112ZM115 78V77H114ZM151 78V80H154V78L152 79ZM164 78V77H163ZM169 78H171L170 76H169ZM187 78V77H186ZM208 78H210V77H208ZM208 78H206L207 80H208ZM214 78H217V76H215ZM219 78V77H218ZM232 78V77H231ZM231 78H229L230 80H231ZM35 79V80H36ZM78 79H81L80 77L78 78ZM83 79V78H82ZM162 79V78H161ZM160 79V80H161ZM221 79V81H222V79H223V77L222 78H220ZM233 79H235V78H233ZM232 79V80H233ZM238 79V78H237ZM237 79H235V82H237ZM242 79H243V81H242ZM8 80V79H7ZM26 80H28V79H26ZM34 80V81H35ZM116 80V81H115ZM126 80V81H125ZM168 80V79H167ZM172 80V79H171ZM170 80V81H171ZM185 80H187V79H185ZM184 80V81H185ZM211 80H212V77H211ZM224 80V79H223ZM140 81V80H139ZM141 81H143V80H141ZM155 81V82H156ZM164 81V80H163ZM176 81V80H175ZM213 81V80H212ZM220 81V82H221ZM107 82V83H108ZM149 82V81H148ZM147 82V83H148ZM153 82V81H152ZM158 82H159V80H158ZM172 82V81H171ZM234 82V81H233ZM238 82H239V79H238ZM51 83V84H50ZM144 83H145V80H144ZM161 83H163V82H161ZM161 83H159L160 85H161ZM170 82H168V83H166V84H169ZM173 83V82H172ZM177 83H179V82H177ZM228 83V82H227ZM131 84H133L134 85V83H131ZM143 84V83H142ZM146 84V83H145ZM144 84V85H145ZM149 84V83H148ZM147 84V85H148ZM153 84H155V83H153ZM159 84H158V86H159ZM165 84V87L166 86H170V85H166ZM176 84V83H175ZM191 84V83H190ZM195 84V83H194ZM211 84H212V82H211ZM214 84H213V86L211 87V89L210 90H212V94L213 95H215L214 93H215V91H213V89H215V88H213L214 87ZM219 84V83H218ZM235 84V83H234ZM33 85V86H34ZM60 85V87H58ZM156 85V84H155ZM185 85V84H184ZM231 85H233V84H231ZM3 86H4V84H3ZM3 86H1V87H3ZM107 88H106V87ZM135 86V85H134ZM136 86H139L138 85V83H137V85ZM162 86V85H161ZM191 86V85H190ZM234 86V85H233ZM117 87V88H116ZM155 87H157V86H155ZM170 87H172L173 88V86H170ZM235 87V88H236ZM47 88V89H46ZM150 88V87H149ZM164 88V87H163ZM169 87H167V89H168ZM171 88V89H172ZM194 88V87H193ZM213 88V89H212ZM46 89V90H45ZM131 89V90H130ZM143 89H144V87H143ZM142 89V90H143ZM170 89V88H169ZM176 89V88H175ZM2 90V88H0V91ZM63 90V93L62 92H60V91H62ZM77 90V89H76ZM147 90V89H146ZM194 90V89H193ZM31 91H32V88H31ZM155 91H156V89H155ZM182 91H184V90H182ZM181 91V92H182ZM139 92V91H138ZM160 92V91H159ZM163 92H165L164 90H163ZM162 93V92H161ZM167 93H169V91L167 92ZM210 93V92H209ZM211 93H210V95H211ZM74 94V93H73ZM159 94V93H158ZM179 94H181V93H179ZM216 94H218V93H216ZM163 96H164V94H162ZM171 95H172V93H171ZM170 95V96H171ZM175 95V94H174ZM157 96V95H156ZM167 96H168V94H167ZM177 96V95H176ZM217 96V95H216ZM194 97H195V93H194ZM203 98H204V96H202ZM46 98V99H47ZM184 98H186L185 96H184ZM192 99H193V96L191 97ZM165 99V98H164ZM174 99V98H173ZM173 99H172V102H173ZM183 99V98H182ZM196 99V98H195ZM194 99V100H195ZM127 100V101H126ZM129 100V101H128ZM198 100V99H197ZM197 100H196V102H195V104H198L197 103ZM217 100H218V98H217ZM219 100H221L220 99V97H219ZM218 100V101H219ZM50 101V100H49ZM60 101V100H59ZM164 101V100H163ZM187 101V100H186ZM191 101V100H190ZM155 102V101H154ZM153 102V103H154ZM177 102V101H176ZM184 102H185V100H184ZM262 102H264V101H262ZM62 103H63V101H62ZM70 103V102H69ZM124 103V104H125ZM166 103H168V102H166ZM175 103V102H174ZM180 103V102H179ZM200 103H202L201 101L199 102V104ZM218 103V104H219ZM50 104V103H49ZM67 104V103H66ZM79 104V105H78ZM124 104H122V105H124ZM160 104H162V103H160ZM164 104H165V101H164ZM180 104H182V101H181V103ZM195 104H192V105H195ZM117 105V104H116ZM151 105H152V103H151ZM150 105V106H151ZM156 105V104H155ZM154 105V106H155ZM171 105V104H170ZM186 105H188V104H186ZM190 105V104H189ZM202 105V104H201ZM115 106V105H114ZM148 106H149V104H148ZM160 106V105H159ZM179 106V105H178ZM177 106V107H178ZM182 106V105H181ZM180 106V107H181ZM203 106V105H202ZM239 106H242V107H239ZM77 107V108H76ZM101 107V108H100ZM110 107H112V106H110ZM110 107H106V109L107 108H110ZM117 107V106H116ZM126 107V106H125ZM180 107H178V108H180ZM185 107V106H184ZM197 107H201L200 105H198ZM220 107V106H219ZM48 108L50 109V111H56V109H55V107L53 106V105H49L48 106ZM120 107H118L117 108V111H118V109H119ZM130 108V107H129ZM172 108V107H171ZM174 108H176V107H174ZM174 108H173V110H174ZM105 109V111H107ZM122 109V108H121ZM120 109V110H121ZM128 109V108H127ZM160 109H161V107H160ZM182 109V108H181ZM185 109H187V106H186V108ZM102 110V109H101ZM108 110H111V108L110 109H108ZM150 109H148V111H149ZM193 110V109H192ZM198 110V109H197ZM11 111H13V110H11ZM11 111H9L10 113H8L9 115H10V118H11V115L14 117L15 116V114H16V116H17V114L19 115V113H20V115H21V111L18 109L17 111L18 112H15V111H13L12 113H11ZM104 111V112H105ZM122 111H124V110H122ZM128 111V110H127ZM175 111V110H174ZM185 111V110H184ZM196 111V110H195ZM217 111L218 110H216V111H214V112H216L217 113ZM73 112H74V110H73ZM72 112V113H73ZM79 112H77L76 113V115L79 113ZM102 112H103V110H102ZM102 112H100V114L102 113ZM115 112V111H114ZM113 112V113H114ZM129 112V111H128ZM71 113V114H72ZM82 113H80V115L82 114ZM108 113H109V111H108ZM111 113V112H110ZM121 113V112H120ZM174 113V112H173ZM178 113V112H177ZM215 113V117H216V115H217V117H218V113L216 114ZM86 114V113H85ZM99 114V115H100ZM181 114H183V113H181V112H179V116H181ZM23 115V114H22ZM66 115V114H65ZM91 115H93V114H91ZM96 115V114H95ZM99 115H96L95 116V118L96 117H98ZM130 115H131V113H130ZM172 115V114H171ZM170 115V116H171ZM175 115H177V114H175ZM51 116V115H50ZM69 115H67V117H68ZM78 116V115H77ZM89 116H90V114H89ZM122 116V115H121ZM132 116V115H131ZM178 116V115H177ZM200 116V115H199ZM13 117H12V119H13ZM46 117H48V113H47V115H45L44 114V116H40V121H39V123H42V124H40V125H44V121H46ZM63 117V116H62ZM79 117V116H78ZM78 117H76L75 118V120H77V118ZM100 117V116H99ZM98 117V118H99ZM105 117H107V116H105ZM111 117V116H110ZM123 117V116H122ZM145 117H147L146 115H145ZM144 117V118H145ZM173 117V116H172ZM176 116H174L173 118H175ZM214 117V116H213ZM216 117V118H217ZM15 118V117H14ZM29 118V117H28ZM90 118V117H89ZM88 118V119H89ZM121 118V117H120ZM119 118V119H120ZM177 118V121H178V117H176ZM175 118V119H176ZM218 118H220V117H218ZM217 118V120H219ZM249 118V119H248ZM58 119V118H57ZM79 119V121H81L80 120V117L78 118ZM85 119V118H84ZM87 119V122L90 120H88ZM193 119V118H192ZM195 119V118H194ZM199 119V118H198ZM221 119V118H220ZM223 119H221L222 120V122H224L223 121ZM251 119H253V121H251ZM10 120V119H9ZM8 120V121H9ZM15 120V121H14ZM62 120V119H61ZM97 120V119H96ZM101 120V119H100ZM104 120H106V119H104ZM123 120V119H122ZM129 120V119H128ZM131 120H132V118H131ZM135 120V119H134ZM146 120V119H145ZM171 120V119H170ZM173 120V119H172ZM215 120V119H214ZM220 120V121H221ZM11 121V120H10ZM13 121L14 122H12L11 121V125L13 126V127H15V129H21V128H23V125H21L22 123L21 122H23V118L21 119V116H19L18 118L16 117V119H13ZM72 121V120H71ZM78 121V122H79ZM84 121V120H83ZM83 121H81V122H79L81 125L82 124H85L86 123V120L84 121V123H82ZM108 121H109V119H108ZM111 121V120H110ZM124 121V120H123ZM126 121V120H125ZM124 121V122H125ZM176 121V120H175ZM176 121V122H177ZM207 121V120H206ZM220 121H218L219 123H220ZM91 122V121H90ZM98 122H99V120H98ZM115 122H117V121H115ZM121 122V121H120ZM119 122V123H120ZM127 122V121H126ZM133 122V121H132ZM146 122V121H145ZM169 122V121H168ZM216 122V125H217V121H215ZM252 124H251V123ZM254 122H255V124H254ZM34 123H35V121H34ZM60 123H61V121H60ZM64 123V122H63ZM69 123V122H68ZM67 123V124H68ZM128 123V122H127ZM250 123V124H249ZM259 123V126H257V124ZM33 124V123H32ZM36 124V123H35ZM64 125V126H66V128H67V126H69L70 124H68V125ZM79 124V125H80ZM88 124V123H87ZM117 124H118V122H117ZM129 124V123H128ZM143 124V123H142ZM146 124V123H145ZM198 124V123H197ZM207 124V123H206ZM224 123L222 124V123H220V125L218 124L217 125V127L219 126V127H224L223 129L221 128V131H223L226 127L224 126L225 125ZM260 124H261V126H260ZM28 125H30V124H28ZM39 124L37 123V126H38ZM100 126H96V125H91L92 127H90V128H88V131H90L91 133H89L88 131H86V132H88V137L86 138L85 136H83V137H85L84 139H82V136L81 137H79L78 136V133L77 132H80L81 133V131L79 130H74V129H76V125H75V127H68L69 129H68V131H70V133L69 134H65L66 136H63L64 134H62V131L60 132L61 134L60 135H57L56 137H55V141H56V143L57 142H59L60 144L62 143V145H65V149H64V151H62V152H57V151H55V150H53V149H51V147L49 148L48 147V149H50V150H53V151H51L50 152V155H49V159H52V158H54L55 156H52L51 154L52 153H55V152H57L56 154H58V153H61L60 154V156H62L63 158L60 160V161H58L57 162V164H58V168L57 169H55V173H54V175H53V172L51 171V170H47L48 172H50V175H53V176H55L54 178H55V182L53 181L54 179L52 178L53 176H51V180L53 181L52 183H55L56 184V186H57V191L56 192H54L53 194H55L56 195V197L58 198V200H57V203H59V204H57V203H55L56 202V200H51L52 199V197H53V194H51L52 195V197L50 198V197H43V195H42V192H43V190H41L42 192L41 193H39V194H41L39 197L42 199V201H39V197H33V196H35V195H33V196H31V194H30V192H32L30 189V192L29 193H27V195L23 192V187L18 183H13V182H10L9 180H8V178L6 179L8 182H6L5 184L6 185H8V187L10 188V192H11V190H13L14 191V194L16 193V194H19L17 197H15V196H12L11 194H9L8 193V189L5 191H3V189L1 188L0 189V196L1 195H3V196H5V198H6V195H7V200L9 201V200H12L14 197H15V199L16 198H20L22 201H21V203H19V206H21L22 204L23 205H26L25 207H27V208H25V210L23 211V213L22 212H19V213H21L22 214V216H23V218L24 219H28V220H30V219H32V220H39V221H41L42 222V220H44L43 218H45V217H52L56 222H58L59 223V226L60 225H62L61 227H63V226H65V227H69V228H72V229H74L75 228V230H76V227H78L79 225L76 223V222H79V218H82V220H83V218H85V219H87L86 217H88L89 215H91L90 214V211L88 210V208H87V206H86V204L84 203H82V202H80L79 200H80V198L82 199V198H84V196L82 195V190L84 189V187H83V185L86 183V181H87V179H88V177H91V175H96V173H98L99 171L98 170H100V168L101 167H105V168H107V167H111V166H113L114 164L113 163H115L114 161H115V156L113 155V152H114V150L119 146H117V142L120 140L121 141V137H120V135H116V136H114L113 135V132H115V130H113V129H106V128H108L109 126H108V122L106 123V121L104 122V123H100L99 124ZM120 125V124H119ZM127 125V124H126ZM125 125V126H126ZM131 125V124H130ZM215 125V126H216ZM31 126V125H30ZM29 126V127H30ZM34 126H36V125H34ZM63 126V127H64ZM85 126H86V124H85ZM89 126V125H88ZM106 126H108V127H106ZM122 126V125H121ZM120 126V127H121ZM140 126V125H139ZM142 126V125H141ZM206 126V125H205ZM215 126H214V129H215ZM60 127V126H59ZM80 127V126H79ZM106 127V128H105ZM119 126H117L116 128L117 129H119L118 128ZM194 127V126H193ZM211 127V126H210ZM210 127H209V129H210ZM217 128V132H218V130H220V128ZM2 128V127H1ZM0 128V129H1ZM46 128V127H45ZM83 128V127H82ZM162 128H163V126H162ZM196 128V127H195ZM43 129V131L41 132V133H44V132H46V131H48V130H46V129H44V128H42ZM131 129V128H130ZM194 129V128H193ZM227 129V128H226ZM158 130V129H157ZM205 130V129H204ZM1 131H2V129H1ZM124 131V130H123ZM126 131V130H125ZM171 131V130H170ZM221 131H219V132H221ZM228 131V129L226 130V132ZM37 132V131H36ZM66 132V131H65ZM86 132H84L85 134H86ZM111 132V133H110ZM116 132H117V130H116ZM134 132V131H133ZM140 132V131H139ZM157 132V131H156ZM160 132V131H159ZM205 132H206V130H205ZM208 132H209V130H208ZM211 132V131H210ZM225 132V130H224V134L225 135H227L228 133H226ZM1 134H2V132H0ZM37 133H39V132H37ZM83 133V132H82ZM81 133V134H82ZM83 133V134H84ZM163 133V132H162ZM164 133H165V131H164ZM163 133V134H164ZM204 133V132H203ZM72 134H74L73 136H71ZM84 134V135H85ZM111 134L114 136H112L113 137V141L111 142ZM137 134H138V132H137ZM193 135H195L194 133H192ZM197 134V133H196ZM209 134V133H208ZM216 134V133H215ZM219 134V133H218ZM218 134L215 136V138H216V140L217 141H220V142H222L225 138L223 137V135L220 137V136H218ZM34 135H36V134H34ZM41 135V134H40ZM44 135V134H43ZM45 135H48V133H46ZM50 135V134H49ZM87 135V134H86ZM199 135V134H198ZM219 135H221V134H219ZM233 135L231 136V134H230V136L231 137H233ZM237 135H235L236 136V138H237ZM67 136L69 137V138H67ZM71 136V137H70ZM157 138H158V136H159V134L158 135H155ZM162 136H165V135H162ZM196 136V135H195ZM204 136V135H203ZM203 136H201V137H203ZM217 136L220 138V140H218L217 139ZM235 136L233 137V138H235ZM18 137V136H17ZM109 137H110V139H109ZM131 137H132V135H131ZM130 137V138H131ZM138 137V136H137ZM152 137V136H151ZM159 137H161V136H159ZM200 137V138H201ZM226 138H227V136H225ZM228 137H229V135H228ZM200 138H198V139H200ZM212 138H214L213 137V134H212V136H208L207 137V139L205 140V143H206V141H207V144L209 145V147H213V145H210V144H214L213 142H214V140H212ZM82 139V140H81ZM109 139V140H108ZM139 139V138H138ZM161 139V138H160ZM106 140H107V142H109V144L107 145V144H105V142H106ZM137 140V139H136ZM203 140V139H202ZM229 140H231V138H229ZM234 140V139H233ZM233 140L232 141H230V142H227V141H224V143L222 144L221 143V145H222V147H223V149H224V151L223 150H220V144H219V146L217 145V144H215V145H217L218 146V151H215L214 153H215V155H213L214 153H211L209 156L210 157H208V156H206L205 157V154H204V158L201 160V161H203L204 162V166H203V171L205 172V175L206 176H208V177H210V178H212L211 180H213V181H215V185H218V183H220V182H218L219 180H222V179H224V178H222V177H224L225 175H221V166H222V164L223 163H225L227 166L226 167H228L229 166V169L230 168H232L234 165L233 164H235V166H236V168L235 167H233L232 168V172L233 173H231V172H228L229 171V169H228V174L230 173V174H232L231 175V177L229 176V175H227V178H229L227 181H225V179H224V181L222 180V182H223V184L225 185V187H224V185H221V183L219 184V186L222 188H220L219 186V190L221 189V191H222V194H226V196L228 195V197H231V198H233V200L232 201H234V199L236 200V202L237 203H239V204H241V203H246V202H248V203H250L251 205H254L255 207L257 206V208H258V205H259V210L258 211H262V210H264V205H262V204H260V202H261V200L262 199H264V198H262V199H260V197H264V196H259L260 194H262V193H257V192H261V190H260V188H258L257 190H259V191H257L256 190V188L255 187H259L258 185H259V183H256V181H255V183H254V181H252V175H253V173L250 171V169H248V167L247 166H249V161L247 160L246 161V159H244L243 158V156H242V158L240 157V155H237V153L238 152H240L239 150H238V148H237V146L239 145V143H233ZM139 141V140H138ZM156 141V140H155ZM152 142H153V140H152ZM162 142H164L163 140H161V143ZM198 142H201V140L200 141H197L196 142V144L198 143ZM219 142V143H220ZM112 143V144H111ZM156 143V142H155ZM159 143V142H158ZM153 144V143H152ZM195 144V145H196ZM199 144V143H198ZM204 144V143H203ZM202 143H201V147H202V145H203ZM243 144V143H242ZM244 144V145H245ZM135 145V144H134ZM150 145V144H149ZM205 145V144H204ZM246 145V146H247ZM217 146H215V148L217 149ZM245 146V147H246ZM248 146V147H249ZM191 147V146H190ZM208 147V148H209ZM221 147V148H222ZM124 148V147H123ZM138 148V147H137ZM206 149H207V147H205ZM239 148L241 149L242 148V146H241V143H240V145H239ZM253 148V147H252ZM38 149H40L41 150V148H38ZM46 149H47V147H46ZM119 149H121L120 148V146H119V148H118V150ZM150 149V148H149ZM205 149V150H206ZM211 150H212V148H210ZM215 149V150H216ZM243 149H244V146H243ZM242 149V150H243ZM45 150V149H44ZM133 150V149H132ZM138 150V149H137ZM136 149H135V151H137ZM208 150V149H207ZM220 150V151H219ZM242 150H241V152L240 153H243L242 152ZM251 150V147H250V149H249V151ZM59 151H61V150H59ZM120 151V150H119ZM139 151V150H138ZM210 151V150H209ZM116 152V151H115ZM192 152V151H191ZM206 152V151H205ZM212 152V151H211ZM253 152H255L254 150H253ZM132 153H133V151H132ZM199 153V152H198ZM250 153H252V151H250ZM43 154H45V156L47 157L48 155H46V151L43 153ZM118 154V153H117ZM197 154V153H196ZM208 154V153H207ZM239 154V153H238ZM2 156H5V158H9L8 157V154L6 155V153H0V157H2ZM35 156V155H34ZM38 156V155H37ZM135 156V155H134ZM213 156H215V157H213ZM118 157V156H117ZM200 157V156H199ZM259 157V156H258ZM257 157V158H258ZM260 157H261V155H260ZM23 158V157H22ZM39 158V157H38ZM133 158V157H132ZM49 159H47V160H49ZM180 159V158H179ZM158 160V159H157ZM180 160H182V157H181V159ZM196 160H197V158H196ZM40 161H41V158H40ZM159 161V160H158ZM158 161H156L155 160V162H157L158 163ZM182 161H184V160H182ZM193 161V160H192ZM195 161V160H194ZM193 161V162H194ZM199 161V160H198ZM200 161V162H201ZM7 162V161H6ZM24 162V161H23ZM35 163H34V166H33V163H29V164H27V166H25V173L26 172H30V171H32V169L33 170H38V172L40 171V172H42V173H44L43 172V170H44V168H45V166H46V168H49V166L51 167V164L53 165V163L55 164L56 162H52V163H48L47 164V161H46V163L45 162H43L42 163V161L41 162H36V161H34ZM50 162V161H49ZM135 162V161H134ZM160 162V161H159ZM247 162V163H246ZM151 163V162H150ZM182 163V162H181ZM156 164V163H155ZM261 164V163H260ZM116 165V164H115ZM157 165V164H156ZM15 166V167H14ZM13 166V164L11 163V165L10 164H8V163H4V165H3V169L6 171V170H8L9 172H12V171H14V170H16L17 171V167H16V165H14ZM117 166V165H116ZM225 165L223 164V168H225L224 167ZM247 167V168H246ZM154 168V167H153ZM157 168H158V166H157ZM2 169V170H3ZM97 169V171H95V170ZM102 169V168H101ZM227 169V168H226ZM249 170L248 172H249V174H248V172H246L247 170ZM103 170H105V169H103ZM107 170V169H106ZM110 170V169H109ZM161 170V169H160ZM160 170H158V171H160ZM231 170V169H230ZM19 171V170H18ZM44 171H46V169L44 170ZM101 171V170H100ZM111 171V170H110ZM154 171V170H153ZM157 170H155L154 172H156ZM162 171V170H161ZM223 171V174H226V173H224L225 172V169H223L222 170ZM0 172H1V170H0ZM7 172V171H6ZM52 172V173H51ZM96 172V173H95ZM102 172V171H101ZM107 172V171H106ZM145 172V171H144ZM154 172H152V174L154 173ZM163 172V171H162ZM204 172H202L203 173V175H204ZM251 172V173H250ZM103 173V172H102ZM160 173V172H159ZM159 173H158V175H159ZM19 174L21 175V174H23V172H22V170L20 171V172H18V173H13L12 175H18V177H20L19 176ZM1 175V174H0ZM201 176V174H200V177H204V176ZM3 176V175H2ZM22 176V175H21ZM143 176H144V174H143ZM168 176V175H167ZM220 176H222V177H220ZM254 176V175H253ZM256 176V175H255ZM13 177H15V178H17V176H13ZM104 177H106V175H104ZM111 177V176H110ZM116 177V176H115ZM173 177V176H172ZM98 178V177H97ZM199 178V177H198ZM220 178H222V179H220ZM226 178V177H225ZM4 179H5V177H4ZM23 179V178H22ZM90 179V178H89ZM197 179V178H196ZM204 179H205V177H204ZM91 180H93V179H91ZM106 180V179H105ZM105 180H103V182L105 181ZM20 181V180H19ZM27 181V180H26ZM26 181H25V183H26ZM198 181V180H197ZM209 181V180H208ZM23 182V181H22ZM218 182V183H217ZM259 182V181H258ZM21 183V182H20ZM24 183V182H23ZM116 183V182H115ZM253 183V184H252ZM4 184V185H5ZM106 184V183H105ZM108 184V183H107ZM110 184H111V182H110ZM114 184V183H113ZM113 184H112V187H106V189L105 188H102L101 187V189H100V191H99V195L101 194V196L99 197L100 198V201H99V203L100 204H103V205H101V207L102 206H104V209L103 210H105V211H103V212H105L106 213V211H107V209H105V207H110L109 205H110V203H111V200H114V197H116V195H117V193L120 191V188H119V185H116V184H114V186H113ZM181 184V183H180ZM211 184V183H210ZM254 184H256L257 186H253ZM5 185V186H6ZM25 184H23V186H24ZM137 185V184H136ZM157 185V184H156ZM155 185V186H156ZM182 185V184H181ZM21 186V187H20ZM51 186V185H50ZM55 186V187H56ZM85 186V185H84ZM106 186H110V185H106ZM1 187V186H0ZM52 187H54V185L52 186ZM105 187V186H104ZM207 187V186H206ZM223 187H224V189H223ZM83 188V189H82ZM157 188V187H156ZM27 189V188H26ZM40 189V188H39ZM39 189H38V191H39ZM48 189H49V187H48ZM52 189V188H51ZM218 189V188H217ZM35 190V189H34ZM195 189H193V191H194ZM219 190H216V191H219ZM224 190H226V191H224ZM12 191V192H13ZM25 191V190H24ZM223 191L225 192V193H223ZM3 192H4V194H3ZM8 194H7V193ZM51 192H53V190H50V193ZM57 192L59 193V194H57ZM170 192V191H169ZM227 192V193H226ZM220 193V192H219ZM13 194V195H14ZM32 194H34V193H32ZM45 194V193H44ZM102 194H104V195H102ZM161 194V193H160ZM221 194V193H220ZM25 195V196H24ZM38 195V194H37ZM45 195H47V194H45ZM50 195V196H51ZM54 195V196H55ZM97 195V194H96ZM95 195V196H96ZM126 195V194H125ZM98 196V195H97ZM97 196H96V198H97ZM2 197V196H1ZM0 197V200L1 201H4L5 200V198H4V200H3V197L1 198ZM60 197H62V200L60 199ZM160 197V196H159ZM222 197H224V196H222ZM56 198V199H57ZM95 198V197H94ZM93 198V199H94ZM98 198V199H99ZM113 198V199H112ZM174 198V197H173ZM258 198V199H257ZM15 199H14V201H15ZM19 199V200H20ZM64 199V200H63ZM127 198H124V200H123V202L121 203V206H120V208H122V211L121 212H123L122 213V215H120V217H119V219L118 220H116L115 221V223L113 224V233L115 232V234L114 235H112V233H111V235L109 234H107V232L108 233H110L109 231H110V229H109V231L108 230H105L106 232V236L105 237H103L102 239V241H104V240H106V239H104V238H107L108 236H110V238H112L113 240H109L108 241V238H107V241L106 242H108V246H109V243L110 242H112V245H110V246H112V247H107V244H106V246L104 247V244L106 243L105 241V243L104 244H102L103 245V247H104V249H106V248H108V249H106V250H108L109 251V248L111 249H113V247H114V249L115 250H117L118 249V251L117 252H115L116 253V259H122V260H124V258L122 257V258H120L121 257V255L122 256H126L125 254H126V252H127V254L129 255V258L130 259H132L131 258V256H132V254H133V258L135 257L136 258V255L138 256V252H134V253H130V251H136V250H139L140 251V249L142 250V249H144L143 250V252L147 255L148 254V252L146 251V250H148V248L150 247V246H152V247H150V249L151 248H154L155 247V245H156V247H157V245H158V242L160 243V241H158L157 242V239H158V237H156V236H160V235H162V234H160V235H158V233L156 232H154L155 231V229L156 228H158V226H157V223H159L158 222V219H154L153 221H151L152 219L149 217V218H143V213L145 212H143V211H140L141 209H142V206H143V204L140 206V208H137L136 206H133L132 205V202H131V200H130V198H128L127 200H126ZM170 199V198H169ZM95 200V199H94ZM120 200V199H119ZM193 200V199H192ZM139 201V200H138ZM159 201H161V199H159ZM164 201H166V200H164ZM167 201H168V199H167ZM240 201V202H239ZM257 203H256V202ZM260 201V202H259ZM2 203V202H1ZM36 203H42L43 205H42V208L41 209H39L38 211H34L33 209H29L30 208V206H33L34 204H36ZM98 203V204H99ZM144 203V202H143ZM170 203V202H169ZM232 203H235V201L234 202H232ZM262 203V202H261ZM93 204H95V205H97V202L96 203H94V201H93ZM137 203H135V205H136ZM160 204H163V203H161L160 202ZM174 204V203H173ZM238 204V205H239ZM258 204V205H257ZM18 205V204H17ZM17 205L15 204V207H17ZM233 205V204H232ZM250 205V206H251ZM260 205H261V207H260ZM1 206L2 205H0V208H1ZM13 206H14V204H13ZM56 206H58V207H63V208H61L60 209V211L59 212H61V213H64V214H66V215H61V216H56V214H57V211H53L54 210V207H56ZM235 206V205H234ZM22 207H24V206H22ZM35 207V206H34ZM95 207H98L99 208V206L97 205V206H95ZM236 207V206H235ZM238 207H240V206H238ZM242 207H245V204H244V206L242 205ZM247 207V206H246ZM14 208V207H13ZM91 208V206H89V209ZM93 208H94V206H93ZM98 208H94L95 210L96 209H98ZM103 208V207H102ZM119 208V207H118ZM252 208L254 209V207L252 206ZM251 208V209H252ZM2 209V208H1ZM27 209V210H26ZM93 209V210H94ZM149 209V208H148ZM250 209V208H249ZM252 209V210H253ZM31 210H33V211H31ZM41 210V211H40ZM94 210V211H95ZM98 210H101V208L100 209H98ZM108 210H112V207H110ZM121 210V209H120ZM119 210V211H120ZM92 211V210H91ZM93 211V212H94ZM97 211V210H96ZM95 211V212H96ZM109 211V212H110ZM118 211V212H119ZM249 211H251V210H249ZM257 211V212H258ZM15 212H17V210H15ZM93 212H91L92 213V215H93ZM254 212H255V210H254ZM257 212H256V214H257ZM6 213V212H5ZM18 212H17V214H19ZM101 213V212H100ZM108 213V212H107ZM110 213H113L112 211L110 212ZM110 213H108V216H109V214ZM259 213H261V212H259ZM95 214V213H94ZM114 214V213H113ZM156 214V213H155ZM159 214V213H158ZM262 214H264V213H262ZM261 214V215H262ZM6 215V214H5ZM8 215V214H7ZM6 215V216H7ZM14 215H16V213H14ZM13 215V216H14ZM20 215V214H19ZM112 215V214H111ZM10 216H12V214L11 215H9V218H10ZM18 216V215H17ZM22 216H19L20 218L19 219H21V217ZM94 216V215H93ZM106 216V215H105ZM114 216V215H113ZM159 216V215H158ZM259 216V215H258ZM117 217V216H116ZM214 217V216H213ZM254 217H255V215H254ZM8 218V217H7ZM14 217H12L11 219H13ZM17 218V217H16ZM22 218V219H23ZM76 218V219H75ZM158 218V217H157ZM250 218V217H249ZM252 218V217H251ZM256 219H257V216L255 217ZM0 219H2V218H0ZM15 219V218H14ZM18 219V220H19ZM74 219H75V221H74ZM151 219V220H150ZM241 219V218H240ZM81 220V219H80ZM88 220V219H87ZM97 220V219H96ZM95 220V221H96ZM101 220V219H100ZM99 220V221H100ZM217 220V219H216ZM215 220V221H216ZM247 220V219H246ZM250 220V219H249ZM248 220V221H249ZM10 221V220H9ZM21 221V220H20ZM105 221V220H104ZM114 221V220H113ZM238 221H239V219H238ZM244 221V220H243ZM12 222V221H11ZM98 222V221H97ZM80 223V222H79ZM101 223V222H100ZM175 223V222H174ZM179 223V222H178ZM240 223V222H239ZM84 224H86V222L84 223ZM160 224V223H159ZM170 225H169V228L170 227H173L174 225H172L171 223H169ZM180 224V223H179ZM244 224V223H243ZM246 224V223H245ZM156 225V226H155ZM230 225V224H229ZM249 225H250V223H249ZM10 226V225H9ZM8 226V227H9ZM74 226V227H73ZM80 226H81V229L84 227V226H82L81 224H80ZM178 226V225H177ZM180 226V225H179ZM178 226V227H179ZM181 226H182V229H181ZM179 228H180V230L179 231H174V230H178L179 228L177 227V229H175L174 228V230L173 229H171L170 228V231H169V233H171V231L173 230V232L171 233L172 235H173V238H174V236H182V239H183V235L184 236H188V235H185L186 233H184L183 232V225H181ZM184 226H188V224L187 225H185V223H184ZM246 226H247V224H246ZM251 226V225H250ZM64 227V228H65ZM88 227V226H87ZM168 227V226H167ZM176 227V226H175ZM238 227V226H237ZM244 227H245V225H244ZM248 227V226H247ZM252 227V226H251ZM250 227V228H251ZM152 228H155V229H152ZM169 228L166 230V231H168L169 230ZM185 229H186V227H184ZM229 228H231V227H229ZM233 228H234V226H233ZM239 228V227H238ZM238 228H236V230L238 229ZM243 228V227H242ZM249 228V227H248ZM247 228V230H251L250 228L248 229ZM88 229V228H87ZM86 229V226H85V229H83L82 231L84 232V230L86 231L87 230ZM89 229H90V226H89ZM96 229V228H95ZM94 229V230H95ZM188 229V228H187ZM224 229H227V230H229L228 229V227L227 228H224ZM244 229V228H243ZM4 230H6V229H4ZM21 230V229H20ZM24 230V229H23ZM32 230V229H31ZM30 230V231H31ZM56 230V229H55ZM70 230V229H69ZM68 230V231H69ZM99 230V229H98ZM152 230V231H151ZM154 230V231H153ZM157 230V229H156ZM164 230V231H165ZM226 230V231H227ZM235 230V231H236ZM240 230V229H239ZM239 230H237V231H239ZM252 230H253V228H252ZM43 231V230H42ZM151 231V232H150ZM158 231V230H157ZM188 231H189V229H188ZM242 231V230H241ZM243 231H245V229L243 230ZM46 232V231H45ZM49 232V231H48ZM66 232H67V230H66ZM70 232V231H69ZM73 232V231H72ZM76 232H78V231H76ZM89 232V231H88ZM94 232V231H93ZM93 232L90 234V235H92L93 234ZM102 232H104V231H102ZM112 232V231H111ZM152 232H154L155 233V235H154V233H152ZM160 232V231H159ZM182 232L184 233V234H182ZM246 232V231H245ZM249 232H251V231H249ZM71 233V232H70ZM84 233H86V232H84ZM90 233V232H89ZM88 233V234H89ZM95 233H97V232H95ZM163 233V232H162ZM169 233H167V234H164V235H167L168 236V234ZM237 232H235V234H236ZM24 234V233H23ZM45 234V233H44ZM51 234V233H50ZM56 234H57V232H56ZM243 234H244V232H243ZM35 235V234H34ZM79 235V234H78ZM82 235V234H81ZM94 235V234H93ZM93 235H92V237H93ZM103 235H105L104 233H103ZM152 235H154V236H152ZM163 235V236H164ZM251 235V234H250ZM1 236H4V235H1ZM33 236V235H32ZM43 236V235H42ZM69 236V235H68ZM96 236V235H95ZM94 236V237H95ZM111 236H113V237H111ZM190 236H192V235H190ZM226 236V235H225ZM229 236V235H228ZM236 236V235H235ZM246 236H247V234H246ZM18 237V236H17ZM25 237V236H24ZM30 237V236H29ZM28 237V238H29ZM39 237V236H38ZM44 237V236H43ZM88 237H89V235H88ZM101 237V236H100ZM154 237H156L155 238V240H154V242H153V239H154ZM166 237V236H165ZM165 237H160L159 239H162V240H164L165 239ZM240 237H242V236H240ZM36 238V237H35ZM42 238V237H41ZM68 238V237H67ZM109 238V239H110ZM164 238V239H163ZM173 238L171 237V239L173 240ZM178 238V237H177ZM236 238H238V237H236ZM1 239V238H0ZM6 239V238H5ZM22 239H23V237H22ZM43 239V238H42ZM69 239V238H68ZM67 239V240H68ZM70 239H71V237H70ZM81 239H82V237H81ZM99 239V238H98ZM158 239V240H159ZM166 239H168L167 237H166ZM170 239V238H169ZM168 239V240H169ZM30 240V239H29ZM38 240V239H37ZM96 240H97V238H96ZM2 241V240H1ZM8 241V240H7ZM15 241V240H14ZM31 241V240H30ZM79 241V240H78ZM98 241H101V240H98ZM101 241V242H102ZM174 241V240H173ZM179 241H181L180 239H179ZM23 242V241H22ZM37 242V241H36ZM41 242V241H40ZM65 242H67V241H65ZM155 242H156V244H155ZM163 242V241H162ZM165 242V241H164ZM166 242H168L167 240H166ZM2 243H4V242H2ZM68 243V242H67ZM66 243V244H67ZM70 243V242H69ZM68 243V244H69ZM75 243V242H74ZM73 243V244H74ZM174 243V242H173ZM180 243V242H179ZM9 243H7V245H8ZM10 244H12L11 242H10ZM19 244V243H18ZM27 244V243H26ZM29 244H31V243H29ZM61 244H62V242H61ZM80 244V243H79ZM91 244V243H90ZM111 244V243H110ZM147 244V245H146ZM162 244V243H161ZM178 244V243H177ZM182 244V243H181ZM4 245V244H3ZM14 245V244H13ZM21 245H23V244H21ZM24 245H25V243H24ZM24 245L22 246V247H24ZM56 245V244H55ZM54 245V246H55ZM64 245V244H63ZM62 245V246H63ZM72 245V244H71ZM70 244L68 245V246H71ZM88 245V244H87ZM93 245H95V244H93ZM154 245V246H153ZM160 245V244H159ZM163 245H165L164 243H163ZM168 245L169 246H171L170 245V243H168ZM26 246V245H25ZM79 246V245H78ZM83 246V245H82ZM86 246V245H85ZM84 246V247H85ZM97 246V245H96ZM125 246V247H124ZM11 247H12V245H11ZM17 247V246H16ZM19 247V246H18ZM28 247H29V245H28ZM41 247V246H40ZM60 247V246H59ZM67 247V246H66ZM72 247V246H71ZM70 247V249L71 250H74L75 251V249L72 247L71 248ZM81 247V246H80ZM93 247V246H92ZM102 247V248H103ZM127 247V248H126ZM159 247V246H158ZM161 247V246H160ZM164 247V246H163ZM27 248V247H26ZM25 248V249H26ZM33 249H35V247L33 246L32 247ZM38 248V247H37ZM55 248V247H54ZM63 248V247H62ZM64 248H65V246H64ZM69 248V247H68ZM67 248V249H68ZM82 248V247H81ZM94 248L95 249H98V247L96 248L95 246H94ZM94 248H93V250H94ZM147 248V249H146ZM262 248H264V247H262ZM5 249V248H4ZM16 249V248H15ZM18 249V248H17ZM20 249V248H19ZM57 249L58 248H56L55 250L57 251ZM61 249V248H60ZM86 249V248H85ZM85 249H82L83 251H81V249L79 248V250L81 251L80 252V254H82V253H86V257H88V256H90V254L87 256V252H85ZM112 250V251H115V250ZM146 249V250H145ZM149 249V250H150ZM156 250H154V249H152V250H154L153 252H155V251H157V248H155ZM6 250V249H5ZM21 250H22V248H21ZM37 250V249H36ZM69 250V249H68ZM79 250H78V253H79ZM90 250V249H89ZM148 250V251H149ZM151 250V251H152ZM262 250H264V249H262ZM4 251V250H3ZM11 251V250H10ZM18 251V250H17ZM34 251V250H33ZM47 251V250H46ZM63 251V250H62ZM76 251H77V249H76ZM99 251V250H98ZM100 251H101V248H100ZM132 251V252H133ZM166 252H167V250H165ZM164 251V252H165ZM14 252V251H13ZM30 252V251H29ZM39 252V251H38ZM65 252V251H64ZM66 252H68V251H66ZM72 252V251H71ZM94 252H95V250H94ZM129 252V253H128ZM143 252H142V254H141V251L139 252L140 253V256L141 255H143ZM164 253V256L166 255L167 256V253ZM16 253V252H15ZM14 253V254H15ZM19 253H20V250H19ZM25 253V252H24ZM51 253V252H50ZM63 253V252H62ZM73 253H76V252H72V254ZM99 253V252H98ZM111 253V252H110ZM115 253H113V255L115 254ZM119 254V258H118V254ZM124 253V254H123ZM149 253H151V252H149ZM156 254H159V252H155ZM6 254H8V253H6ZM6 254H5V256H6ZM112 254V253H111ZM144 254V255H145ZM154 254V253H153ZM156 254H154L155 256H156ZM4 255V254H3ZM10 255V254H9ZM40 255V254H39ZM43 255V254H42ZM70 255H71V253H70ZM76 255H78V254H76ZM93 255V254H92ZM151 255V254H150ZM18 256V255H17ZM36 256H37V254H36ZM46 256V255H45ZM67 256H69V255H67ZM79 256H81V255H79ZM83 256V255H82ZM81 256V257H82ZM85 256V255H84ZM94 256V255H93ZM148 256H149V254H148ZM147 256V257H148ZM154 256V257H155ZM166 256L164 257V258H166ZM72 257V256H71ZM70 256H69V258H71ZM77 257V256H76ZM95 257V256H94ZM108 257V256H107ZM110 257H111V255H110ZM159 257H160V254H159ZM27 258H29V257H27ZM68 258V259H69ZM74 258H75V254H74ZM79 258V257H78ZM96 258V257H95ZM113 258V257H112ZM128 257H126L125 258V260L127 259ZM161 258V257H160ZM159 258V259H160ZM6 259V258H5ZM85 259H88V258H85ZM90 259V261L92 260V257H90L89 258ZM104 259V258H103ZM114 259V258H113ZM129 259V260H130ZM156 259H157V257H156ZM2 260V259H1ZM14 260V259H13ZM72 260H73V257H72ZM76 260V259H75ZM83 260V259H82ZM111 260V259H110ZM109 260V263L112 261H110ZM158 260V259H157ZM207 260V259H206ZM8 261V260H7ZM12 261V260H11ZM66 261V260H65ZM94 261L95 260H93V263H94ZM101 261H103V260H100V262ZM118 261V260H117ZM116 261V262H117ZM120 261V263H121V260H119ZM131 261V260H130ZM136 261H137V259H136ZM145 261V260H144ZM159 261V260H158ZM251 261V260H250ZM20 262V261H19ZM75 262V261H74ZM81 262H83V261H81ZM88 262H89V260H88ZM88 262L86 263V262H84V264L86 263V264H88ZM105 262H107L108 263V260L107 261H105ZM138 262H139V260H138ZM137 262V263H138ZM159 262H161V264H163L162 263V261H159ZM159 262H157V263H159ZM164 262V261H163ZM195 262H196V260H195ZM9 263V262H8ZM62 263V262H61ZM60 263V264H61ZM70 263V262H69ZM90 263V262H89ZM93 263H91V264H93ZM102 263V262H101ZM107 263H105V264H107ZM119 263V262H118ZM136 263V264H137ZM145 263H146V261H145ZM253 262L251 261V264H252ZM11 264V263H10ZM13 264V263H12ZM74 264V263H73ZM80 264V263H79ZM83 264V263H82ZM111 264V263H110ZM114 264H116L115 262H114ZM128 264V263H127ZM140 264H141V262H140ZM164 264H167L166 263V261H165V263ZM248 264V263H247Z\"/></svg>",
    "mask_w": 264,
    "mask_h": 264
}]
</instances>
